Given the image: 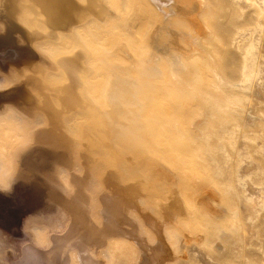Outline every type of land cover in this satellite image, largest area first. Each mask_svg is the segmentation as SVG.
<instances>
[{
  "label": "rangeland",
  "instance_id": "1",
  "mask_svg": "<svg viewBox=\"0 0 264 264\" xmlns=\"http://www.w3.org/2000/svg\"><path fill=\"white\" fill-rule=\"evenodd\" d=\"M97 1L103 21L90 15L58 39L34 41L50 59L41 81L56 107L54 88L64 82L57 57L86 51L78 91L88 107L63 112L55 130L73 137L72 170L87 176L80 188L100 245L91 253L99 264H264V0ZM195 2L197 10L188 8ZM120 40L131 58L121 57ZM10 77L0 73V89ZM45 124L41 110L28 116L0 105V188L11 185L0 215L23 208L29 234L0 226V264H18L25 245L45 249L71 222L67 167L50 171L65 199L54 196L48 207L32 179L10 183L16 151Z\"/></svg>",
  "mask_w": 264,
  "mask_h": 264
},
{
  "label": "bare ground",
  "instance_id": "2",
  "mask_svg": "<svg viewBox=\"0 0 264 264\" xmlns=\"http://www.w3.org/2000/svg\"><path fill=\"white\" fill-rule=\"evenodd\" d=\"M147 2L151 7L154 0H147ZM169 2L174 6V1L172 3V1L169 0ZM196 3L197 2L192 3L193 6L191 5L192 7L188 8H196V6H198ZM26 10H30L32 13L30 17H27V22L21 18ZM195 10H197V8ZM105 11L106 7L99 5L97 0H0V73L3 72V74L7 76L11 75V85L0 89V105L6 103L12 104L14 108L28 116L32 115L36 110H41L46 116V124L42 128L34 130V140L16 151L15 175L10 178V183L16 180L20 181L19 183H21L22 180H26L27 183L29 179H32V182L30 181L32 184L29 183L32 191H36L37 193L38 189L46 190V192L41 195L43 200L42 204L44 203V206L42 205L41 207L43 208L48 207L47 203L50 198L54 196L57 198L58 196L59 200H61L63 197L64 187L58 180L55 181L53 177H50L52 171L56 172L59 165L68 168L69 181L71 187H74L72 190L73 195L70 196V198L68 197L69 199L63 197V199L69 203L67 205V207L69 206L68 209L66 207L65 209L69 211L70 217H72L67 230L64 231V233L50 234L49 246L45 249H40L33 245H25L23 247V258L18 264H99L95 256L91 253V250L94 249L95 252H97L100 245L97 244L92 226H90L91 224L94 225V221L89 217L88 211L84 206L86 203L84 201L86 200V195L82 191L83 189L81 190L80 188L86 183L87 176H82L83 179L86 178V181L83 180V183L82 177L75 175L72 170L73 154L71 144L73 137H65L55 130L57 127V123L55 122H57L63 112L78 107H88V103L84 102L80 95V90L78 91V88L82 86L83 73L86 71V66L83 63L86 51L84 48H79L78 50L76 46L73 47L72 50L70 49L67 54L57 57L56 61L58 66H60L64 72V82L56 85L54 88V91L57 92L60 97V105L56 107L50 98L52 95L46 89L47 86L41 81L42 75L45 73L46 63L50 62V59L47 55L39 52L34 45V41L38 39L43 40L45 38L51 40L58 39L57 34L59 31H70L77 23L90 15L101 22L105 19ZM177 11L179 10L177 9ZM189 16V20L193 27L197 28L196 15L191 14ZM143 20L145 23L144 25H146L145 30L148 28L150 29L151 24L148 16H145ZM39 22L43 23V27L38 26ZM151 33H153V30ZM175 41H177L176 37ZM175 41L173 43H176ZM127 47L128 46L121 40L116 44V48L122 58H124L123 54H127L130 58L132 57ZM13 72L16 77L18 75L22 76V74L23 77L17 80L13 78ZM94 125H97V128L100 130L104 128L105 120H98ZM82 134L85 137L89 136L90 132L88 125L83 127ZM77 176L80 177L83 183L82 185H80L81 182ZM16 183L18 184V182ZM78 184L79 188L77 190L75 187H78ZM77 191H79V194L81 193L79 197L82 199H79L77 196ZM4 194L8 193L4 191L0 192V212L4 210L3 205L6 200ZM13 196H15L14 193ZM77 199H79L80 202ZM59 203H61V201H59ZM54 204L56 203L54 202ZM73 206L77 209L80 208V210L77 212L75 208H72ZM5 208L7 207L5 206ZM51 209L54 210V208ZM24 211L25 210L21 207L16 210L9 208L7 213L13 218L10 219L6 215H0V226L9 231L13 237H28L29 234L22 229V222L19 220L20 216L24 214ZM42 213L45 212L43 211ZM53 213L56 212L53 211ZM46 214L47 213H45V215ZM48 215L49 213L46 216ZM75 217H79L80 219L78 225H76ZM29 221H34V219H29ZM100 234L98 236H100ZM79 239H81V241ZM9 249H11V247H9Z\"/></svg>",
  "mask_w": 264,
  "mask_h": 264
},
{
  "label": "clouds",
  "instance_id": "3",
  "mask_svg": "<svg viewBox=\"0 0 264 264\" xmlns=\"http://www.w3.org/2000/svg\"><path fill=\"white\" fill-rule=\"evenodd\" d=\"M10 186H11V185H9V187H8V188H6V189H5V188H0V191H8V190H9V188H10Z\"/></svg>",
  "mask_w": 264,
  "mask_h": 264
}]
</instances>
